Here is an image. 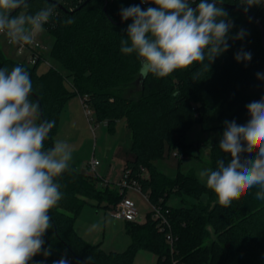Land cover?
<instances>
[{"label":"trees","instance_id":"1","mask_svg":"<svg viewBox=\"0 0 264 264\" xmlns=\"http://www.w3.org/2000/svg\"><path fill=\"white\" fill-rule=\"evenodd\" d=\"M46 2L57 4L56 15L44 25L54 37L51 57L67 74L53 67L40 72L43 58L28 66L8 58L1 49L0 68L11 71L20 65L29 72L33 84L30 100L39 103L41 119L55 121L45 141L46 149L54 146L60 116L75 97L87 96L86 104L112 132L124 120L132 132L133 159L126 162L123 173L128 172L130 179L137 181L153 207L164 211L176 240L171 250L151 211L143 224L126 222L132 242L123 252L107 253L100 244L86 242L75 229L84 207L91 204L113 211L127 192L111 184L99 187L104 179L70 169L57 178L62 198L49 212L53 227L43 237L44 248L51 246V255H37L29 264H53L65 255L67 260L71 258V264H134L141 251L156 255L158 264H171L173 260L179 264H264V201L255 199L258 189L253 188L224 207L194 174L171 178L157 164L166 146L184 156L188 154L185 137L196 124L205 132L216 130L222 135L226 113H231V119L240 125L243 116L249 120L246 105L256 100L248 90L260 81L263 91L255 96L264 97V80L256 76L264 73V46L258 23L231 8L244 9L238 0H224L223 7L234 25L231 35L241 28L247 35L242 40H229V50L216 58L209 73L200 81H192L199 68L193 65L165 78L152 74L144 77L137 56L120 51L121 37H126L125 30L131 23L121 20L120 10L154 5L143 6L141 0H32L27 10L19 9L14 15L21 11L34 14ZM248 12L264 27L263 6H253ZM69 19L74 22L65 23ZM241 48L251 52L250 62L237 63L234 59ZM138 81L139 96H128L126 92ZM215 121L219 122L217 126L209 128ZM218 146L219 143L210 148L213 170L218 158L228 159ZM172 194H187L197 202L172 208L167 204ZM204 196L208 198L205 202Z\"/></svg>","mask_w":264,"mask_h":264},{"label":"clouds","instance_id":"2","mask_svg":"<svg viewBox=\"0 0 264 264\" xmlns=\"http://www.w3.org/2000/svg\"><path fill=\"white\" fill-rule=\"evenodd\" d=\"M141 3L154 6L120 10L122 21L131 20L126 37H121L120 51L137 56L144 77L165 78L199 65L191 79L200 81L216 58L229 50V40L247 35L243 28L231 35L234 25L223 7L224 0ZM238 4L247 12L253 6H264V0H238ZM56 7V3L46 2L34 14L21 11L14 15L17 9L27 10L29 0H0V35L11 45H31L56 15ZM234 59L247 63L252 54L241 48ZM256 76L264 80V73ZM32 90L24 67L0 68V264H29L37 255H51V246L44 248L43 237L53 227L49 212L62 198L57 178L70 170L73 159L72 148L64 141L45 148L55 121L41 119L39 103L29 98ZM246 108V124L224 121L218 149L228 159L218 158L215 170L198 172L224 207L253 188L258 189L255 199L264 201V97ZM53 264H68L66 255Z\"/></svg>","mask_w":264,"mask_h":264},{"label":"rangeland","instance_id":"3","mask_svg":"<svg viewBox=\"0 0 264 264\" xmlns=\"http://www.w3.org/2000/svg\"><path fill=\"white\" fill-rule=\"evenodd\" d=\"M37 41L44 49L43 55L46 61L41 63L39 71L45 72L53 67L67 74L62 65L51 57L54 37L44 29L37 35ZM0 49L8 58L24 62V59L17 56L16 49L8 44L7 38L3 35L0 36ZM66 85L70 87L67 82ZM140 88V82L138 81L135 87L129 89L126 94L130 97H137L139 96ZM262 91L263 85L259 81L247 93L254 96L257 101L260 98H256L255 95ZM90 109L93 112V109ZM224 120L232 121L231 113H226ZM247 121L248 118L246 116L239 119L241 124H246ZM218 123V121H215L208 127L214 128ZM220 138L221 133L219 131L205 132L200 125L192 126L185 137V144L188 145V154L183 159L175 157L174 154L178 151L170 150L166 146L163 158L157 163L160 171L171 178H176L179 174L192 173L199 179L198 172L201 169L211 168L210 148L214 144H218ZM57 140L64 141L72 148L73 159L70 163V169L91 173L95 177L98 175L101 178L106 174L111 182L104 180L99 184V187H106L111 184L118 191H121L116 185L122 178L124 162L133 158L131 152L132 132L126 126L124 120L118 122L115 131L112 132L106 123L98 121L95 113L90 117L86 115L84 105L80 96H78L67 103L60 116L59 129L54 137V143ZM92 159L100 162L95 172L88 167ZM199 181L205 185L200 179ZM128 195L137 205L141 218L139 220H146L152 208L149 200L142 193L133 189L128 190ZM207 199L204 196L202 201L205 202ZM194 202H197V200L187 194L183 196L172 194L167 200L168 206L172 208H178L186 203L191 204ZM112 213V211L96 208L88 204L78 216L75 229L86 242L92 245L100 244L107 253L123 252L131 244L132 239L126 231L125 221L114 219ZM139 220L136 223L141 224ZM209 230L213 232L211 228Z\"/></svg>","mask_w":264,"mask_h":264},{"label":"built area","instance_id":"4","mask_svg":"<svg viewBox=\"0 0 264 264\" xmlns=\"http://www.w3.org/2000/svg\"><path fill=\"white\" fill-rule=\"evenodd\" d=\"M146 4L147 3H143V6H145ZM9 45L16 49L17 56L24 59L23 63H25L28 66L36 65L41 60V58H43V62H46L43 55V48L38 43L37 36L35 37L31 45H11V44ZM47 64L49 65V63ZM86 101H87V96L81 97V102L84 105L86 115L90 117L93 115L94 112H92L88 104H86ZM174 156L179 157L181 159L185 157L179 152L175 153ZM99 165L100 162L98 160L92 159L88 167L90 168L91 171L95 172ZM116 186L122 192L123 191L127 192L128 190L133 189L141 193L137 181L134 179H130V175L128 172L123 173L120 182ZM112 212H113L112 217L114 219L123 220L125 222H137L140 218L139 210L137 208L135 201L129 198L128 196H125L123 200L119 203V205L116 207V209L113 210ZM152 212H153V219L158 222V228L160 229L161 232L165 233L166 242L171 247V250H173L174 242L176 239L175 236L173 235L172 227L168 218L166 217L164 211L161 208L152 206ZM67 261L68 264H71L72 262L71 258H69ZM171 264H179V263L176 260H173Z\"/></svg>","mask_w":264,"mask_h":264},{"label":"crops","instance_id":"5","mask_svg":"<svg viewBox=\"0 0 264 264\" xmlns=\"http://www.w3.org/2000/svg\"><path fill=\"white\" fill-rule=\"evenodd\" d=\"M43 51H44V49H43ZM133 159V158H132ZM130 160V159H129ZM128 161V160H127ZM126 161V162H127ZM126 162H124V167H125V164H126ZM124 167H123V170H124ZM72 170V169H71ZM81 173H84V174H86V175H91L92 176V174L91 173H87V172H81ZM94 176V175H93ZM98 176V175H97ZM98 177H100V176H98ZM105 177V178H104ZM102 179H104L105 181H108V182H111V180H109V178H108V175H106L105 174V176H104ZM101 178V177H100ZM126 196H128L129 198H130V196L128 195V191H127V193H126ZM145 197V196H144ZM132 199V198H131ZM147 199V198H146ZM133 200V199H132ZM151 207H152V205H151ZM151 211H152V208H151ZM150 211V212H151ZM139 219H141V218H139ZM121 221H123V220H121ZM145 221L146 220H144V221H141V220H139V222L141 223V224H143V223H145ZM126 223V222H125ZM116 252V251H115ZM134 264H158V258H157V256L156 255H154V254H152V253H150V252H146V251H141V252H139L138 254H137V256H136V258H135V261H134Z\"/></svg>","mask_w":264,"mask_h":264},{"label":"water","instance_id":"6","mask_svg":"<svg viewBox=\"0 0 264 264\" xmlns=\"http://www.w3.org/2000/svg\"><path fill=\"white\" fill-rule=\"evenodd\" d=\"M32 0H29V3L31 2ZM193 7H195V6H193ZM232 9H236V10H238V11H240V12H242V13H244V14H246L249 18H251V19H254L257 23H258V25L260 26V29H261V31H262V38H263V46H264V27H263V25H262V23L260 22V20L259 19H257L253 14H251L250 12H245L244 11V9H240V8H237V7H231ZM19 9H17L16 10V12L18 11ZM16 12H14V13H16ZM13 13V14H14Z\"/></svg>","mask_w":264,"mask_h":264}]
</instances>
